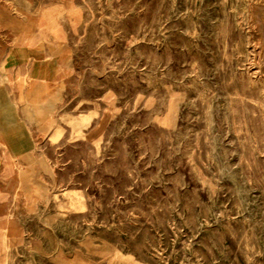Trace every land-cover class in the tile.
I'll list each match as a JSON object with an SVG mask.
<instances>
[{
  "label": "rangeland",
  "instance_id": "1",
  "mask_svg": "<svg viewBox=\"0 0 264 264\" xmlns=\"http://www.w3.org/2000/svg\"><path fill=\"white\" fill-rule=\"evenodd\" d=\"M53 1L0 0V130L5 54ZM82 2L51 131L0 152V264H264V0Z\"/></svg>",
  "mask_w": 264,
  "mask_h": 264
},
{
  "label": "crops",
  "instance_id": "2",
  "mask_svg": "<svg viewBox=\"0 0 264 264\" xmlns=\"http://www.w3.org/2000/svg\"><path fill=\"white\" fill-rule=\"evenodd\" d=\"M84 23L82 0H55L25 18L5 54L2 120L13 123L0 130V152L12 154L17 163H25L36 142L51 131L48 122L68 90L65 51L82 55L74 51L84 48ZM6 163L2 167L9 169L12 162Z\"/></svg>",
  "mask_w": 264,
  "mask_h": 264
}]
</instances>
